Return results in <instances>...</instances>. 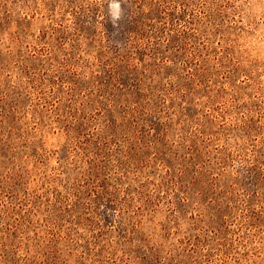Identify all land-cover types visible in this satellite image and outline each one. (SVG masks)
Returning a JSON list of instances; mask_svg holds the SVG:
<instances>
[{"label":"rangeland","instance_id":"374dc122","mask_svg":"<svg viewBox=\"0 0 264 264\" xmlns=\"http://www.w3.org/2000/svg\"><path fill=\"white\" fill-rule=\"evenodd\" d=\"M0 264H264V0H0Z\"/></svg>","mask_w":264,"mask_h":264}]
</instances>
